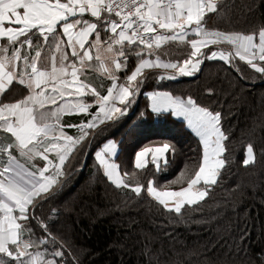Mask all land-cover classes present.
Segmentation results:
<instances>
[{
  "label": "snow or ice",
  "instance_id": "6c2138e0",
  "mask_svg": "<svg viewBox=\"0 0 264 264\" xmlns=\"http://www.w3.org/2000/svg\"><path fill=\"white\" fill-rule=\"evenodd\" d=\"M222 10L220 0H0V264H70V256L79 264L48 223L40 222L50 239L33 238L36 210L68 182L89 145L126 116L146 80L193 76L216 59L241 72L243 62L264 76V24L250 32L211 28ZM173 43L189 48L182 60L162 58ZM148 100L153 113L186 121L198 137L199 158L164 185L153 179L145 185L136 171H122L114 141L98 146L95 161L116 188L146 193L178 218L199 211L230 162L222 114L191 95L153 91ZM254 147L247 145L245 166L256 162ZM176 151L169 142L144 145L134 168L163 171ZM246 237L225 241L214 264L247 254Z\"/></svg>",
  "mask_w": 264,
  "mask_h": 264
},
{
  "label": "trees",
  "instance_id": "16d2710c",
  "mask_svg": "<svg viewBox=\"0 0 264 264\" xmlns=\"http://www.w3.org/2000/svg\"><path fill=\"white\" fill-rule=\"evenodd\" d=\"M220 2L223 10L209 21L211 28L250 32L264 24V0ZM170 47L171 54L188 51L183 45ZM130 58L136 59L135 55ZM238 64L242 72L218 59L205 60L194 76L165 80L164 86L159 87L182 97L191 95L202 105L220 111L223 129L229 135L226 154L230 162L223 171L221 186L211 199L201 203L199 211L188 209L178 218L146 193L136 197L131 189L116 188L93 162L98 146L118 137L119 130L127 127L123 124L129 116L89 145L68 182L36 210L33 238L44 235L50 239L40 222L48 223L51 232L67 242L79 264H214L223 257L225 241L232 244L246 232L247 254L240 252L232 264H258L259 258L264 257V76ZM154 76L143 85L144 91L156 84ZM209 88L213 89L212 94L207 92ZM170 125H174V132L149 133L148 139L138 132L126 147L118 143L114 159L120 161L121 170L136 171L145 185L149 179L164 185L185 162L197 160L201 154L197 139L189 131L179 129L180 124ZM159 138L181 149L170 166L160 172L151 164L143 171L135 169L134 155L140 145ZM249 143L255 146L256 162L245 166ZM188 150L193 155L191 161H185ZM40 250H44L43 246ZM71 259L70 256V264Z\"/></svg>",
  "mask_w": 264,
  "mask_h": 264
},
{
  "label": "crops",
  "instance_id": "0c3cea01",
  "mask_svg": "<svg viewBox=\"0 0 264 264\" xmlns=\"http://www.w3.org/2000/svg\"><path fill=\"white\" fill-rule=\"evenodd\" d=\"M170 46L166 45L165 49L168 52V55H171V53H169L170 50ZM168 55H165L163 57L165 58H170ZM94 77L99 76V73H93L92 74ZM182 77V76H179ZM177 77V78H179ZM100 79H104L103 77H101ZM100 79L96 80L97 83H100ZM156 79V80H155ZM166 81H173V80H168L165 79ZM165 80H160L158 78V75L154 76V83L156 84H150V86H147V88H145V91L141 88L140 95H138V99L141 101V107L139 108L138 113H140L142 115V119L140 120L141 125L139 126V130L136 131H132L133 135L134 133H138L140 132L143 136H145V139H148L149 137L147 136V134H152V133H159V132H164V133H170V132H174L175 128L174 125H170V123L174 124V122L180 124V126L182 128L179 129H185L187 131H189L190 133H192V135L197 139L198 141V137L195 136V134L191 131V129L187 126L186 121H184V119L182 117H176L174 115H172L170 112H164V113H153L151 111L150 108V101L147 100L146 95L150 92H152L154 89L159 88L160 86H164V84H162V81ZM176 80V79H175ZM104 83H109V81H107L106 79H104ZM148 84V83H147ZM145 84V86L147 85ZM161 89V88H160ZM14 95H18V93H14ZM66 131H68L69 134H75L76 133V129L75 128H69L66 129ZM199 142V141H198ZM201 148V146H200ZM246 156H247V152H246ZM93 162L95 161V154L93 155Z\"/></svg>",
  "mask_w": 264,
  "mask_h": 264
},
{
  "label": "rangeland",
  "instance_id": "374dc122",
  "mask_svg": "<svg viewBox=\"0 0 264 264\" xmlns=\"http://www.w3.org/2000/svg\"><path fill=\"white\" fill-rule=\"evenodd\" d=\"M171 45H177L178 46V44H175V43L169 44V46H171ZM187 50L189 51L188 47H187ZM187 52L173 53L171 55H168L170 58H165V57H162V58H164V59H173V60H182L185 57ZM135 61H136V59L133 60V59L130 58V63L131 64L134 65ZM241 63H243V62H241ZM156 71H159V70H154L155 73H156ZM187 77H191V76H182V78H187ZM144 84H147V80L144 82ZM143 85H142V88L144 87ZM153 91H156V92H165V91H167V92H169L168 90L160 89V88L154 89ZM184 98H186V97H184ZM140 107H141V101L138 99V95H137V97L135 99V103L132 104L131 108L129 109L128 113L125 116L126 118H128L130 116V118H128L125 121V124H123L124 125L123 127H126V126L127 127L125 129H123L122 132H120V130H119V132H120V133L118 132L119 136L115 137V139L114 138H109L107 140V141H109V140L113 141L114 140V142L116 144V149L118 148V143H119V146L124 148V147L127 146V144H130L133 141L135 136L133 135L132 131H134V130L138 131L139 130V126L141 125L140 120L142 119V115L140 113H138ZM162 142H166V141L164 139H160V138L156 139V140L151 139V140H149L147 142H143L140 145V147H143L144 145H147V144H159V143H162ZM178 150L181 151V149H178ZM178 150L176 151V153H178ZM188 151L185 152V155H184L185 161H191L193 159L192 158L193 155L190 154L191 153L190 151L189 152ZM123 156H124V153H123L121 159H123ZM134 157H135V155H134ZM119 162H116V163L119 164ZM96 163L98 164V162H96ZM133 167H134V164H133ZM152 167H154V166L152 165ZM171 172H173V168L171 169Z\"/></svg>",
  "mask_w": 264,
  "mask_h": 264
},
{
  "label": "built area",
  "instance_id": "2783aa9c",
  "mask_svg": "<svg viewBox=\"0 0 264 264\" xmlns=\"http://www.w3.org/2000/svg\"><path fill=\"white\" fill-rule=\"evenodd\" d=\"M159 71H163V70H159ZM153 92V91H152ZM151 93V92H150ZM150 93H148V94H150ZM148 94L146 95V97H147V100H148Z\"/></svg>",
  "mask_w": 264,
  "mask_h": 264
}]
</instances>
